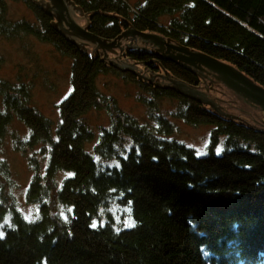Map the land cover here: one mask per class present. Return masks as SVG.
<instances>
[{"label": "trees", "instance_id": "obj_1", "mask_svg": "<svg viewBox=\"0 0 264 264\" xmlns=\"http://www.w3.org/2000/svg\"><path fill=\"white\" fill-rule=\"evenodd\" d=\"M22 1L39 28L5 22L0 1L1 36L31 35L68 56L72 91L59 106L54 131L32 107L30 85L0 80V145L8 134L16 135V124L29 132L18 148L39 150L25 196L37 207L31 221L16 213L15 185L8 165L0 161V225L11 217L0 239V264L255 262L264 253V130L156 87L149 92L180 98L179 121L210 127L207 154L197 155L171 138L174 124L156 114L153 124L143 125L114 110L107 127H92L87 113L107 104L95 78L118 71L102 61L95 46L88 53L56 31L54 19L40 9L42 0ZM72 1L88 18V32L102 41L133 32L160 36L230 65L264 88V0ZM123 55L147 72L163 71L191 86L202 83L156 52ZM46 148L49 158L43 156ZM61 175L66 176L62 181ZM112 206L128 209L121 231L111 224ZM101 212L103 225L97 224Z\"/></svg>", "mask_w": 264, "mask_h": 264}, {"label": "rangeland", "instance_id": "obj_2", "mask_svg": "<svg viewBox=\"0 0 264 264\" xmlns=\"http://www.w3.org/2000/svg\"><path fill=\"white\" fill-rule=\"evenodd\" d=\"M0 1L5 8L3 14L5 22L10 24L25 22L31 24L34 28H39L40 25L37 17L24 1ZM137 1L139 0H129L131 4ZM42 7L45 8L44 5H42ZM42 7H40V9H42ZM51 14H54V11H51ZM69 15L74 24L80 29H85L87 27L89 21L87 17L80 16L71 8H69ZM167 21L166 19L165 22ZM62 26L66 30L70 29V27L65 26L64 23ZM68 32L72 33V30ZM73 40L77 44H84L83 48L88 53L95 50V48H93L94 45L91 43L83 42L78 38H73ZM130 40L131 36H129L127 40L123 38L121 42H119L121 43L119 48L123 49L121 53L118 47L113 48V51L117 54L105 52L107 58H105L104 62L107 63L106 65H109V62L119 65L120 61L123 60L124 63L130 65L134 64L133 67L137 68V71L140 72L139 75L144 74V77L148 78V80L152 73L167 77L163 71L157 72L150 69V72H147L145 67L140 64H135L134 61L129 60L126 55H123V53L127 51L126 45L131 44ZM131 46L146 48L138 38L136 43L132 42ZM150 49L151 48L148 47L149 51ZM99 51L102 53V59H104V52L102 50ZM152 51L155 52L154 50ZM115 58H117V60H115ZM71 61L72 60L65 54L61 55L56 52L50 43L39 41L34 36L20 34L15 38L8 39L0 34V80L8 81L11 84L25 83L30 85L32 107L52 123L54 131L60 121L59 106L72 91ZM154 65L156 67V64ZM115 69L118 71L117 74H99L95 78L94 85L100 95L106 99L107 104L105 103V106H102L99 111L95 110L87 113L86 121H88L92 127H107L109 125V112L114 110L126 114L143 125L153 124L151 120L153 119L152 115L156 114L157 117L166 118L174 124L175 132L171 138L192 148L197 155L207 154L211 129L208 125L193 127L179 121L176 114L181 107L180 98L172 96L171 94L161 93L162 95H159L157 92L153 95L149 92L151 90L150 87H156L155 90L165 89L167 93L170 92V89L158 87L150 81H146L147 84H145L144 78H141L139 82L138 76L132 71H122L117 67H115ZM141 82L149 86V88L142 86ZM211 88L213 90L207 89V92L205 83H201L197 91L204 93L206 96L215 98L214 103L220 107L219 110L222 113L238 117L242 121L236 119L232 120L240 123L245 122V124L264 130V113L257 107L255 108L247 104L231 90L219 83L212 82ZM176 95L178 94L176 93ZM190 101L191 103L203 106L219 115L209 104L200 103L198 100ZM14 129H17L16 135L8 134L0 145V161L8 165L11 179L15 185L13 198L15 200L14 209L16 213L23 217L24 220L31 221L37 217V207L27 204L25 196L30 180L33 178L32 174L34 169H31V164L34 163V161H32L34 151L38 154L39 150L26 151L22 147L19 149L20 142L28 138L29 132L27 129L19 127V125L16 127V124ZM47 151L48 148L45 149L43 156L49 158ZM37 158H39L38 155ZM40 159L41 158H39V160ZM112 165H115V163L113 162ZM64 178H66V176L61 175L60 181ZM8 204L11 205L10 199ZM109 213L113 214V218L111 217L110 219L115 230L121 231L127 226L126 223L120 226L127 218V207L112 206ZM100 216L102 217V212ZM100 216L99 219L101 218ZM104 218L105 216H103L97 224L103 225L106 222ZM10 227L11 217L9 214L0 225V230L4 232Z\"/></svg>", "mask_w": 264, "mask_h": 264}, {"label": "water", "instance_id": "obj_3", "mask_svg": "<svg viewBox=\"0 0 264 264\" xmlns=\"http://www.w3.org/2000/svg\"><path fill=\"white\" fill-rule=\"evenodd\" d=\"M39 5L40 7L44 5L45 8L42 7V10L45 11V13H47L48 15H51V17L54 19L52 23V27L56 31H58L62 36H64L69 42L76 44L79 48L86 51L83 48L84 44L80 45L74 42L73 38L76 39L78 38L83 42H88L93 44L97 50H102L104 52V59H102V61H104L105 58H107L105 52L117 54L116 52L113 51V48L116 47L119 48V45H121V43L119 42H121L123 38L127 40V38L131 36V40H130L131 44L132 42L136 43L138 38L146 48L133 47L131 46V44H129L126 45L127 51L135 50V51H142L149 53L152 50H154L156 53H162L164 47L168 49H172L178 53L177 57L173 58L172 61L178 60L179 62H181L182 64L180 66L185 71L189 72L191 68H194L196 70H199L201 73H207L212 75V78L217 83L227 87L237 97L244 100V102L251 105L252 107L255 108L257 107L261 112L264 113V88L256 84L252 79H250L245 74H243L242 72L238 71L236 68L230 65L224 64L206 55L192 52L186 48L178 47L174 44H171L168 40H165L164 38L156 35L133 32V33H124L119 37H117L112 42L102 41L98 37L91 35L88 32L87 27L85 29H80L77 25L74 24L73 20L70 18L69 15V8L77 12L80 16H82V13L79 10V8L75 6L72 0H43L40 2ZM51 11H54V14H51ZM63 23L65 24V26L70 27L69 30H72V33H69L68 32L69 30H66L62 26ZM148 47H150L152 50L150 49L149 51ZM122 50H123L122 48H119L120 53L122 52ZM115 60H117V58H115ZM109 64L114 65V67H117L122 71L125 70L132 71L134 74L138 76L139 81H141V78H144L145 84H147L146 81H150L152 84L158 87L172 89L178 95H181L186 99L198 100L200 101V103L202 102L203 104H209L212 107V109H214L216 112L219 113V115H222L225 118L228 117L230 119L240 120L238 117H234L222 113L219 110L220 107L214 103L215 98L206 96L204 93H201L196 89H194L193 87L186 85L184 82L173 79L172 77H168L167 74H165V76L167 77H163L160 75L153 74L151 72L152 75H150V78L148 80V78L144 77V74L139 75L140 72L137 71L136 67H133L134 64L130 65L124 63L123 60L120 61L119 65L113 62H109ZM211 86H212V82L205 83V89L207 92H208L207 89L213 90Z\"/></svg>", "mask_w": 264, "mask_h": 264}, {"label": "flooded vegetation", "instance_id": "obj_4", "mask_svg": "<svg viewBox=\"0 0 264 264\" xmlns=\"http://www.w3.org/2000/svg\"><path fill=\"white\" fill-rule=\"evenodd\" d=\"M159 56L161 57L162 60H164L166 63H172L173 65H175V67L177 68H180V69H183L180 65L182 64L181 62H179L178 60L177 61H172L173 58L177 57L178 53L172 49H168L166 47H164V50L162 53H158ZM184 70V69H183ZM188 72V71H186ZM191 73H193V75H195L198 80L202 83H207V82H215L217 83L213 78H212V75L210 74H207V73H201L199 70H196L194 68H191L190 71ZM205 78V79H203ZM201 77V78H200ZM186 84V83H185ZM188 85V84H186ZM190 87H193L194 89H198V86H191V85H188ZM166 89H169V88H166ZM174 91V90H173Z\"/></svg>", "mask_w": 264, "mask_h": 264}, {"label": "clouds", "instance_id": "obj_5", "mask_svg": "<svg viewBox=\"0 0 264 264\" xmlns=\"http://www.w3.org/2000/svg\"><path fill=\"white\" fill-rule=\"evenodd\" d=\"M260 256H264V253H259L258 255H257V260L254 262L253 260L250 262L249 260H241L240 261V264H259V257Z\"/></svg>", "mask_w": 264, "mask_h": 264}, {"label": "snow or ice", "instance_id": "obj_6", "mask_svg": "<svg viewBox=\"0 0 264 264\" xmlns=\"http://www.w3.org/2000/svg\"><path fill=\"white\" fill-rule=\"evenodd\" d=\"M93 227H96L95 224H93ZM4 238V233L2 230H0V239H3Z\"/></svg>", "mask_w": 264, "mask_h": 264}]
</instances>
